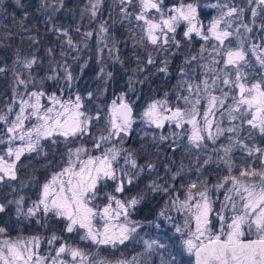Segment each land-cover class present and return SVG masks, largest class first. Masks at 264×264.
<instances>
[{
    "label": "snow or ice",
    "instance_id": "6c2138e0",
    "mask_svg": "<svg viewBox=\"0 0 264 264\" xmlns=\"http://www.w3.org/2000/svg\"><path fill=\"white\" fill-rule=\"evenodd\" d=\"M54 2L63 7V0ZM113 2L145 50L175 55L184 49L179 79L171 93L143 105H137L139 95L121 92L93 108L98 97L74 87L66 61L38 77L37 57L17 56L12 96L0 109V185L13 194L0 202V264H264V22L256 19L264 21V0H246L256 5L250 22L244 20L246 7L233 0ZM15 3L23 7L21 0ZM89 3L95 18L104 0ZM52 6L41 0V9ZM205 8L216 11L207 23L201 18ZM99 30L108 48V22ZM62 34L78 49L66 30ZM113 49L118 53V45L108 48L110 56ZM144 63L155 65L156 59L147 52ZM8 71L0 66V74ZM157 71L169 75L167 57ZM129 89L136 90L132 77ZM134 133L150 140L156 155L161 145L195 152L198 167L169 160L159 175L156 164H141L138 152L125 147ZM32 160L45 175L33 173L25 182L21 170ZM213 165L223 166L225 174L209 184L206 170ZM193 171L196 179L177 186ZM145 173L156 175L148 191L167 199L153 219L138 220L134 214L148 195L131 192ZM25 188L33 190L30 196L22 194ZM31 224L42 232L25 235ZM169 230L175 240L166 236ZM129 245L141 250L126 256L122 249ZM105 251L120 255L108 259Z\"/></svg>",
    "mask_w": 264,
    "mask_h": 264
},
{
    "label": "trees",
    "instance_id": "16d2710c",
    "mask_svg": "<svg viewBox=\"0 0 264 264\" xmlns=\"http://www.w3.org/2000/svg\"><path fill=\"white\" fill-rule=\"evenodd\" d=\"M48 2L53 6L45 11L40 8L41 0H21L23 7L16 5L15 0H3V7L0 8V66L7 65L9 71L6 74H0L1 109L6 103L10 102L12 96L13 74L11 69L18 67L13 64L17 56L28 58L36 56L41 62L38 67L34 68L33 74L38 71L37 73L41 76L48 74L49 70L56 66L57 62L63 65L66 61L75 77L74 87L85 95L88 91H93L95 96L98 97L95 104H93V108H95L96 104L104 102L102 99H104L105 92L101 94V90L106 89L108 97L111 96V93L119 92L120 75H122L124 80L122 87L129 86V77L133 78V87L136 89L134 92L132 91L134 97L137 95L140 97L143 95L156 97L161 96L165 92H172L179 79V68L183 65L184 56L181 53L182 50L175 55L167 53L164 55L169 61V75L165 76L157 71L164 57H161L160 53L157 54L156 50L151 46H148L145 50L144 47L135 43L133 37L139 39L138 32L130 30L131 26L127 21L121 23L119 9L115 7L113 0H104L103 7H101L95 18L91 17L89 0H63V7L58 2H54V0H48ZM165 2L170 4L174 0H165ZM49 16L52 17L51 20L48 19ZM259 19L261 18L259 17ZM103 21H107L109 27V32L105 36L108 48H113L114 43L119 48L118 53L113 49V55L111 56L108 53V48L103 47L104 50L100 54L93 48L95 42H100L99 25ZM57 29L61 31H57ZM62 30L67 31L68 36L73 40V44L79 46L78 49L69 47L67 44L68 37L62 34ZM89 31L93 32L91 38H87L84 35ZM49 49H52L51 54L48 51ZM147 52H150L156 59L155 65L144 63ZM116 55L119 56V59L114 58ZM114 66L119 69H115ZM101 69H103V73H101ZM138 69H143V71ZM59 70L63 71L62 68ZM108 72L112 73L111 78L107 77L106 73ZM24 74L27 75V72ZM138 80H143L144 83H137L136 81ZM52 86L53 82H49L48 87L52 88ZM142 100H138L137 104ZM125 145L127 148L138 152V159L141 164L145 163L146 159L156 164L161 176H164V165L169 163V160L176 166H179L181 162L185 166L188 163L186 159L192 156L183 147L176 149L175 152H170L167 151L165 145L160 146L161 152L156 155L152 142L146 138L142 139L140 134L130 138ZM204 157L205 155H201V161H203ZM51 158L52 153L50 152L49 159ZM189 164L192 165V168L195 165L193 161ZM206 172L209 174V184L218 177L223 176V173L218 174L219 168L215 167V165L210 166ZM33 173L41 179L45 175L44 169L36 160L26 161V166L21 170V178L27 182ZM194 174L195 171L192 172V175ZM188 178L185 180L178 178L176 181L177 186H179L180 182L186 183ZM150 179H156V175L153 174L149 177L145 173L132 189L131 194L133 195L138 192L147 193L148 200L141 206H145L146 210L150 209L148 213H139L138 210L134 214L135 219H153L166 202L167 198L165 196H153L148 191L146 185ZM165 179H167V176H165ZM29 192V189L25 188L22 194L30 196ZM11 198H13L11 189L6 185H0V202H5ZM0 218H3V214H0ZM41 232L39 225L36 224H31L24 228V233L37 234ZM43 234L46 235L47 233ZM140 250L138 245H129L127 248H123L122 252L126 256H131ZM103 255L116 258L120 255V252L105 251Z\"/></svg>",
    "mask_w": 264,
    "mask_h": 264
},
{
    "label": "rangeland",
    "instance_id": "374dc122",
    "mask_svg": "<svg viewBox=\"0 0 264 264\" xmlns=\"http://www.w3.org/2000/svg\"><path fill=\"white\" fill-rule=\"evenodd\" d=\"M243 1V2H242ZM242 1H235V0H233V3H235V4H239V5H241V6H244V7H246V11H245V13H244V20H245V22H250L251 21V8H255L256 7V5H255V3H253L252 5H247L246 4V0H242ZM216 2V0H201V3L202 4H211V3H215ZM221 2H225V0H221ZM257 11H260V9H257ZM216 14V11H215V9H212V8H205V9H203L202 10V13H201V18L202 19H204V21H205V23H207V21L209 20V19H211L214 15ZM257 19V24H259V23H261V22H264V21H261V19H259V16L256 18ZM237 23H238V21H237ZM104 47V45L102 44V43H100V42H95V44L93 45V48L97 51V53L98 54H100V53H102L101 51H100V49L101 48H103ZM198 48H199V44L197 43L196 45H194V51H193V54H195V50H198ZM182 50V54H183V56L185 55V52H184V49L182 48L181 49ZM161 54V57H164V55L166 54V53H160ZM114 58H116V56H114ZM38 61L39 62H41L39 59H38ZM115 65H116V63H114ZM113 64V65H114ZM179 64H180V62H179ZM182 64H183V61H182ZM114 68L115 69H119L118 67H116V66H114ZM37 71V70H36ZM38 72V71H37ZM37 72H34V74L33 75H35V76H38V77H40L41 75H39V73H37ZM124 77V76H123ZM124 80L122 79V75H120V82H121V84H120V89H119V92L117 93V92H115V94H112L111 93V96L110 97H108L106 94H108V92H105L104 93V99H102L104 102L102 103V104H107V103H110V101H111V99L112 98H114V96H117V95H119L121 92H126V93H128V95L130 96V97H134L133 96V94H132V91H130V89H129V86H127V87H122V82H123ZM49 82H51L52 83V81H49ZM48 82V83H49ZM163 95L164 94H162L161 96H156V97H152V96H148V95H143V96H141V99H143L142 101H140V102H138V104L137 105H143V104H145V103H147V102H150L152 99H158V98H161V97H163ZM107 96V97H106ZM106 101V102H105ZM1 109V108H0ZM146 131H148V132H151V131H153L152 129H146ZM165 131H167V129H165ZM142 135L143 136V134L142 133H134V135L133 136H137V135ZM125 147H126V145H125ZM191 157L189 156L186 160L188 161V163L185 165V168L187 169L189 166L190 167H192V165H190L189 163L191 162V161H193L194 162V164L195 165H193V169H195L196 167H198V165L196 164V162H195V156H196V153L195 152H192L191 153ZM201 155H205V154H203V153H201L200 154V156H199V158H200V160H201ZM205 158V157H204ZM203 158V159H204ZM236 159H237V162L239 163L240 162V156L239 155H237V157H236ZM211 170V169H210ZM223 173V175L225 174V171H224V169H223V166H221V167H219V175L220 174H222ZM206 175L208 176V178H209V174H208V172H206ZM188 179H196V173L194 174V175H192V173H191V175L189 176V178ZM180 183H183V182H180ZM179 183V184H180ZM29 193L31 194L32 193V189H29ZM141 205H139L138 206V208H139V213H141V212H149L150 211V209L149 210H146V208H145V206H141ZM166 223V222H165ZM168 227H170V226H168ZM153 231V233L155 232V230H152ZM25 235H30L31 233H24ZM162 236H164L165 235V233L164 232H161L160 233ZM176 235L177 234H175L173 231H171V230H169L167 233H166V236L167 237H172V239L173 240H175L176 239ZM81 246L83 247H88V245L87 244H85V243H82L81 244ZM138 247H140L139 245H138ZM135 253H133L132 255H134ZM127 256H129V255H127ZM108 259H115V258H110V257H107Z\"/></svg>",
    "mask_w": 264,
    "mask_h": 264
}]
</instances>
